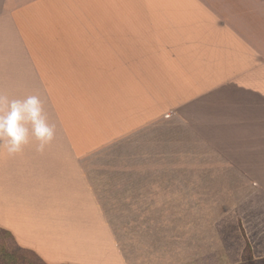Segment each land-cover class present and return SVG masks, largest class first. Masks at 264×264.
Listing matches in <instances>:
<instances>
[{
	"label": "crops",
	"instance_id": "1",
	"mask_svg": "<svg viewBox=\"0 0 264 264\" xmlns=\"http://www.w3.org/2000/svg\"><path fill=\"white\" fill-rule=\"evenodd\" d=\"M29 96L54 135L41 149L29 120L19 151L0 141V232L18 248L126 264L107 215L125 187L143 181L144 227L163 229L183 221L182 200L156 206L168 181L182 198L184 176H222L225 259H264V0H0V110Z\"/></svg>",
	"mask_w": 264,
	"mask_h": 264
},
{
	"label": "rangeland",
	"instance_id": "2",
	"mask_svg": "<svg viewBox=\"0 0 264 264\" xmlns=\"http://www.w3.org/2000/svg\"><path fill=\"white\" fill-rule=\"evenodd\" d=\"M159 176H153V178ZM171 177V176H169ZM192 176H184L182 198L171 196L175 192L176 182L168 181L167 198L156 196V206L160 201L168 200V206L175 207L176 200L183 201V221L166 220L165 228L150 229L144 225L149 224L150 215L155 209L144 204L143 181H137L135 196L125 187V196L120 199L129 200L128 203L114 205L116 212L107 213L109 217L120 225L114 233L121 248L126 264H264V259L256 260L250 253L244 254L241 261L234 263L225 259L223 249L213 234V222L227 209L230 197L224 187L218 184L223 179L220 176L214 187L208 189L207 176H200L198 182L193 183ZM165 182L163 181V184ZM160 181H153V188L159 187ZM178 186H181L178 184ZM177 186V188H178ZM228 193V194H227ZM193 194V196H191ZM117 201L118 198H108ZM134 202V205H132ZM114 206H111L113 208ZM110 208V207H109ZM119 211V212H117ZM157 212L155 215H158ZM169 215V213H168ZM175 214L173 213L172 216ZM167 216V214H165ZM156 224L160 223L157 219ZM169 225V227H168ZM215 251V259H207V252ZM0 264H43L34 254L24 251L16 246L11 236L0 232Z\"/></svg>",
	"mask_w": 264,
	"mask_h": 264
},
{
	"label": "clouds",
	"instance_id": "3",
	"mask_svg": "<svg viewBox=\"0 0 264 264\" xmlns=\"http://www.w3.org/2000/svg\"><path fill=\"white\" fill-rule=\"evenodd\" d=\"M40 113V100L36 96L13 100L8 104L7 110H0V141L7 138L10 152L19 151L28 142V129L25 125L29 120L35 138L40 141L41 149L51 141L53 128L41 118Z\"/></svg>",
	"mask_w": 264,
	"mask_h": 264
},
{
	"label": "trees",
	"instance_id": "4",
	"mask_svg": "<svg viewBox=\"0 0 264 264\" xmlns=\"http://www.w3.org/2000/svg\"><path fill=\"white\" fill-rule=\"evenodd\" d=\"M248 253H250V250L249 249H247V251L245 252V255L248 254Z\"/></svg>",
	"mask_w": 264,
	"mask_h": 264
}]
</instances>
